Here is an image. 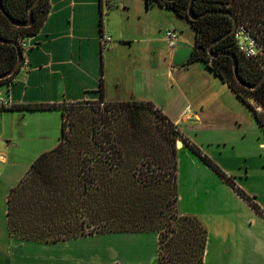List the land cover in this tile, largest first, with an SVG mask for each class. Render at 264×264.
<instances>
[{
	"label": "crops",
	"instance_id": "1",
	"mask_svg": "<svg viewBox=\"0 0 264 264\" xmlns=\"http://www.w3.org/2000/svg\"><path fill=\"white\" fill-rule=\"evenodd\" d=\"M48 5L39 31L23 40L24 66L0 85V99L11 106L62 104L94 101L101 93L109 102L150 103L262 211L177 140L176 210L197 218L207 231L202 264H264V132L208 64L188 62L195 47L181 22L186 19L145 0ZM168 29L179 33L170 49L163 39ZM103 36L112 40L106 48ZM60 127L56 110L0 111V264H159L155 231L95 233L55 243L11 237L9 191L40 154L57 145ZM19 145H26V159L13 155Z\"/></svg>",
	"mask_w": 264,
	"mask_h": 264
},
{
	"label": "trees",
	"instance_id": "2",
	"mask_svg": "<svg viewBox=\"0 0 264 264\" xmlns=\"http://www.w3.org/2000/svg\"><path fill=\"white\" fill-rule=\"evenodd\" d=\"M33 1L1 0V4L13 20L26 21ZM145 1L147 5L165 6L189 22L195 33V48L188 62L203 60L208 64L207 69L225 80L250 107L264 132V81L254 90L239 86L233 76L231 58L224 55L211 59L206 50L213 40L231 29L230 17L217 12L226 10L239 24L250 28L264 45V0H194L193 13L205 14L193 21L187 17L189 0ZM48 9V0H40L33 9V24L29 27L11 25L0 12V38L16 41L21 47L22 40L39 31ZM212 49L237 57L238 75L246 84L254 85L264 72V68H258L238 53L233 34ZM16 57L13 45L0 43V74L15 64ZM13 77L0 81V85L10 83ZM80 108H88L92 113H81ZM113 108L125 113L107 115ZM2 110H56L61 115L57 145L40 154L9 191L7 227L13 238L55 243L95 233L155 231L159 239V264H202L207 231L197 218L179 215L176 210L178 139L256 212L262 213L230 176L148 102L136 99L109 102L100 93L94 101L12 105ZM147 110H153L166 124L164 131L146 126ZM68 113L69 132L65 133ZM131 158L147 160L151 174L143 177L139 162H132ZM158 174L165 178L163 182L157 178ZM164 188L166 192L158 194Z\"/></svg>",
	"mask_w": 264,
	"mask_h": 264
},
{
	"label": "water",
	"instance_id": "3",
	"mask_svg": "<svg viewBox=\"0 0 264 264\" xmlns=\"http://www.w3.org/2000/svg\"><path fill=\"white\" fill-rule=\"evenodd\" d=\"M40 0H34L33 3L30 5L29 9H28V18L26 21H15L13 20L11 17L8 16V14L4 11L2 4H1V0H0V12L1 14L8 20V22L15 26V27H29L33 24V9L34 7L39 3ZM166 1H174V0H166ZM194 0H189L188 2V6H187V17L190 20H196L198 17L203 16L204 14H201L200 16H197L193 13L192 10V6H193ZM215 12V11H214ZM218 13H221L223 15H226L228 17H230V19L232 20V27L229 31H227L225 34H223L222 36H220L219 38L213 40L208 46H207V54L211 59H216L219 56H229L232 60V70H233V76L235 81L237 82V84L243 88L249 89V90H254L257 87H259L263 81H264V72L262 74V76L260 77V79L257 81V83H255L254 85H249L244 83L241 78L238 75V71H237V57L230 52H218L215 53L212 49V47L218 43L219 41H221L222 39H224L225 37L232 35L237 27V20L235 18V16L230 12V11H217ZM0 43L1 44H11L16 48V53H17V57H16V62L15 64L6 72L1 73L0 74V81L5 80L7 78L13 77L16 75V73L20 70L21 65L23 64V53H22V49L19 46L18 42L16 41H12V40H5L0 38ZM251 102H253L252 100H250ZM260 110V108H258Z\"/></svg>",
	"mask_w": 264,
	"mask_h": 264
},
{
	"label": "built area",
	"instance_id": "4",
	"mask_svg": "<svg viewBox=\"0 0 264 264\" xmlns=\"http://www.w3.org/2000/svg\"><path fill=\"white\" fill-rule=\"evenodd\" d=\"M178 36L179 33L174 29H168L165 31L163 39L169 49L175 46L178 41ZM233 41L241 56L254 62L258 68H264V45L250 28L237 22V27L233 33ZM111 42L112 40L110 37L103 36L101 38V46L103 48L108 47ZM24 47L25 45L22 40V51ZM22 66H24V64H22L21 67ZM10 106L11 105H8L6 100L0 99V109H7Z\"/></svg>",
	"mask_w": 264,
	"mask_h": 264
},
{
	"label": "rangeland",
	"instance_id": "5",
	"mask_svg": "<svg viewBox=\"0 0 264 264\" xmlns=\"http://www.w3.org/2000/svg\"><path fill=\"white\" fill-rule=\"evenodd\" d=\"M181 22L182 23H186L185 24L186 25V31L185 32H189V34L191 35L192 40H194L195 33H194V30L191 28L189 22H187L186 20H182ZM179 30L182 31V28H180ZM180 36H182V34ZM202 66L204 67V65H202ZM85 107H89V104H86ZM87 109L88 108H80L79 109V112L83 113L84 111H86V112L92 113V112H90ZM103 109L104 108L101 106L100 107V110H103ZM119 113H122V115H123L125 113V111L124 110H121L120 108H113L112 110H109L107 112V115H118ZM145 113H146L145 123H146V126L147 127H150V128H152V129H154V130H156L158 132H160L162 130L163 131L165 130L166 124L161 120V118L159 116H157L154 113L153 110H147ZM69 115L70 114L68 113L67 119L65 118V125H66L65 133H68L69 132V119H70V116ZM178 130H179V128H178ZM179 132L181 133V130H179ZM188 133H189V135H190L191 138L194 136L193 133H191V132H188ZM178 140H180V139H178ZM259 140L260 141H264L262 134H260V139ZM178 142L179 141H176V143H178ZM25 146L26 145H19L18 148L15 151H13V153H14L13 155H16L18 158L19 157H21V158L24 157L26 159V154L28 153V151H27V149H24ZM32 147H34V146H32ZM31 150H32L31 152H34V151H36L38 149H31ZM212 151L215 153V157H216L217 156L216 154H217L218 151L215 150V149H213V148H212ZM218 158L221 159V160H223V156H219ZM130 160H132V162H139V165H140L139 167H141L140 170H142L141 171V174H142L143 177L147 178L148 177V174H151V169L148 168L149 162L147 160L140 159V158H131ZM21 161H24V159H21ZM217 166L219 167V165H217ZM157 172H159V171H157ZM160 175L161 174H158L157 178H159L163 182V180H165V178H163ZM161 185H162V187H165V184L164 183H161ZM165 192H166V189L165 188L158 190V194H160V195H163ZM164 204H166V202H164ZM167 213H170V212H167Z\"/></svg>",
	"mask_w": 264,
	"mask_h": 264
},
{
	"label": "flooded vegetation",
	"instance_id": "6",
	"mask_svg": "<svg viewBox=\"0 0 264 264\" xmlns=\"http://www.w3.org/2000/svg\"><path fill=\"white\" fill-rule=\"evenodd\" d=\"M203 13H204V12L198 13V12L195 11L194 14L197 15V16H200V15L203 14ZM198 18H201V17H198Z\"/></svg>",
	"mask_w": 264,
	"mask_h": 264
}]
</instances>
